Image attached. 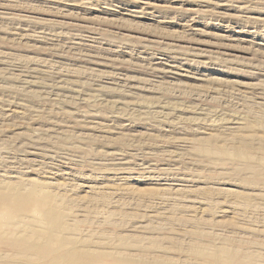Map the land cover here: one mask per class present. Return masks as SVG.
<instances>
[{"label": "rangeland", "instance_id": "374dc122", "mask_svg": "<svg viewBox=\"0 0 264 264\" xmlns=\"http://www.w3.org/2000/svg\"><path fill=\"white\" fill-rule=\"evenodd\" d=\"M263 137L264 0H0V173L94 264L239 240L264 262Z\"/></svg>", "mask_w": 264, "mask_h": 264}, {"label": "bare ground", "instance_id": "6f19581e", "mask_svg": "<svg viewBox=\"0 0 264 264\" xmlns=\"http://www.w3.org/2000/svg\"><path fill=\"white\" fill-rule=\"evenodd\" d=\"M206 140L210 141L199 144L201 151L217 153L224 150L223 146L213 144L211 138ZM263 142L264 137L259 142L262 150ZM229 152L245 160L243 166L250 161L249 141L240 142ZM249 166L258 171L254 165ZM8 176L15 177L0 173V264H94L91 256L95 255V251L78 238L79 228L74 235L65 234L69 226L61 220L60 213L56 210L55 197L38 188L33 181H7L5 179ZM53 176L51 178L54 179ZM25 184L32 188L24 190ZM199 228L197 226L191 232L196 234ZM244 243L239 240L220 246H192L190 252L195 259L181 264H264L256 260L255 252L248 250L249 247ZM164 252L163 250L162 253ZM152 258L153 264L172 262L164 254L156 253Z\"/></svg>", "mask_w": 264, "mask_h": 264}]
</instances>
